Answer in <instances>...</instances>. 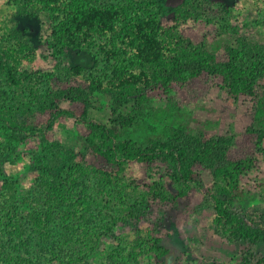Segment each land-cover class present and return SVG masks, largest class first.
Wrapping results in <instances>:
<instances>
[{"label": "trees", "instance_id": "trees-1", "mask_svg": "<svg viewBox=\"0 0 264 264\" xmlns=\"http://www.w3.org/2000/svg\"><path fill=\"white\" fill-rule=\"evenodd\" d=\"M18 1L28 16L42 11L50 19L55 56L71 49L93 57L92 49L99 48L103 38L109 47L107 77L88 79L81 74L83 66L72 65L66 78L51 73L55 84L34 95L30 105L0 103V132L23 143L37 142L41 148L52 143L56 124L64 125L68 118L74 120L76 140L82 149L79 158L70 150L74 161L69 166L54 165L44 170V163L39 164L41 178L33 179V183H40L48 203H66L72 196L80 199L75 206L81 205L85 211L91 210L94 203L107 206L117 212L115 217L111 214L113 225L118 221L133 227L135 249L141 245L142 228L151 224L147 207L137 208V202L148 200L162 207L188 201L200 191L212 206V224L217 233L250 246L264 243V224L235 205L243 194L241 177L257 166L256 155L264 153V129L248 127L242 137L230 139L210 137L205 132L193 135L185 124H177L168 126L167 135L159 134L145 143L124 136L133 126L136 114L152 98L165 101L174 92L187 97L189 91L202 93L215 86L235 99L241 95L256 101L261 98L264 47L253 48L246 43L242 46L243 41H239L240 47L209 42L228 28L223 5H213L208 0H182L168 15L154 12L153 0H124L106 6L98 0ZM19 49L20 55L4 47L0 51V74L15 89L33 75L32 70L18 74L16 64L22 58L34 62L29 54L32 49L26 43L20 44ZM26 88L24 93L28 92ZM93 93L108 95L110 99L111 116L106 122L90 116ZM257 111L262 112L260 108ZM130 166L140 172V176L132 178V189L139 194L131 196L123 194L127 185L125 171ZM205 169L210 170L213 179L208 185L202 179ZM90 175L108 186L120 183L119 194L107 192L105 199L99 190L86 194L80 189L81 182ZM0 186L9 189L12 199L2 216L7 218L5 222L9 218L11 232L23 237L26 219L47 229L43 209L29 195L31 190L20 193L23 190L16 191L7 178L0 180ZM20 214L25 221L20 220ZM81 225L80 229L85 227ZM82 234L86 248L101 236L84 231ZM150 248L158 264L169 262L165 261L168 249L160 235L152 238ZM79 260L56 259L54 264H80ZM241 262L264 264V252L243 253Z\"/></svg>", "mask_w": 264, "mask_h": 264}, {"label": "rangeland", "instance_id": "rangeland-1", "mask_svg": "<svg viewBox=\"0 0 264 264\" xmlns=\"http://www.w3.org/2000/svg\"><path fill=\"white\" fill-rule=\"evenodd\" d=\"M120 1L124 0H98L97 3L106 6L116 5ZM181 1L153 0L154 5L151 6L154 12L171 15ZM208 1L226 8L228 24L226 30L222 29L221 34L215 35L216 39L209 41L211 44L220 42L222 45L240 47L239 41H243L242 46L246 43L253 48L257 45L264 47V0ZM135 7L139 9L137 4ZM22 43L32 49L29 54L34 62L22 58L20 64H16V69L18 74L32 70L33 75L24 80L20 89H15L0 74V103L11 102L20 107L30 105L34 95L43 93L49 84H55L53 80L51 82V73L66 78L72 65L83 66L81 74L88 79L109 75V47L105 46L104 38L99 41V48L92 49L93 57L71 49H66L63 55L55 56L50 42V19L46 14L40 11L35 16H28L18 0H0V51L4 47L20 55L22 50L19 45ZM25 87L28 92L24 93ZM90 100V116L106 122L111 116L108 95L93 93ZM258 108L262 112H258ZM135 117L133 126L126 130L124 136L140 143L159 134L167 135L168 126L177 124H185L193 135L205 132L210 137L236 139L242 137L248 127L264 129V93L256 101L244 95L232 98L224 89L216 86L202 93L189 91L187 97L174 92L165 101L150 99ZM36 143H23L0 132V180L3 182V178H7L16 191L23 190L20 193L31 190L29 195L37 207L43 209L47 222L45 227L48 229L26 219L23 237L18 238L11 232L9 218L5 222L7 218L2 216L12 199L7 192L9 189L0 186V264H54L56 259L70 262L81 259L80 264H158L150 245L152 238L159 235L168 249L165 261L169 259V262L165 264H243V253L264 252V243L250 246L238 240H228L226 236L217 233L212 224V206L204 200L200 191L188 201L169 203L162 207L148 200L141 204L137 202V208L140 205L142 208L147 207L151 224L148 222L145 229L142 228L139 236L141 245L133 249L136 237L133 227L118 221L112 224L114 218L111 214L115 217L117 212L95 203L91 210L85 211L81 205L75 206L80 199L72 196L66 203H48L40 183H33V179L41 178L39 164L44 163V170L54 165L66 167L74 161L70 150L78 158L81 155L73 118H68L64 125L54 126L52 143H46L42 148ZM256 157L257 166L240 179L243 194L235 205L243 213L264 224V153ZM125 173L128 186H125L123 194H139L138 190L132 189V178L140 176V172L130 166ZM85 178L80 189L83 188L86 194H93V189L101 191L104 199L107 192L119 194L117 185L120 186V183L108 186L93 175ZM202 179L204 185L212 182L209 169L202 171ZM20 220L25 221L21 214ZM81 223L85 225L82 229ZM106 225L112 230H107ZM82 231L101 236L95 242H89L90 248H86Z\"/></svg>", "mask_w": 264, "mask_h": 264}]
</instances>
